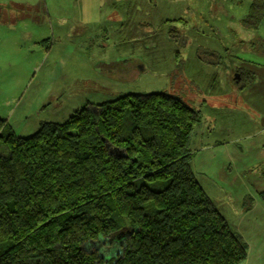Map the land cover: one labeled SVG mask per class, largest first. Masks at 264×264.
Listing matches in <instances>:
<instances>
[{
  "label": "trees",
  "instance_id": "1",
  "mask_svg": "<svg viewBox=\"0 0 264 264\" xmlns=\"http://www.w3.org/2000/svg\"><path fill=\"white\" fill-rule=\"evenodd\" d=\"M263 20L252 0L240 23ZM89 105L29 137L0 117V264H242L248 243L193 167L200 112L166 92ZM101 239L111 251L84 247Z\"/></svg>",
  "mask_w": 264,
  "mask_h": 264
},
{
  "label": "rangeland",
  "instance_id": "2",
  "mask_svg": "<svg viewBox=\"0 0 264 264\" xmlns=\"http://www.w3.org/2000/svg\"><path fill=\"white\" fill-rule=\"evenodd\" d=\"M251 4L252 0H0V117L16 135L29 137L42 121H66L88 103L93 107L126 93L166 92L200 112L194 148L238 136L241 132L232 124H220L231 114L217 115L214 110L226 108V89L239 91L234 82L238 68L255 70L258 82L249 91H256V100L264 89V49L259 40L264 27L260 35L257 29L249 32V41L238 24ZM208 49H216L218 60ZM222 68H234L228 80L217 70ZM239 95L236 92L233 115L243 110L244 96ZM248 113L245 107L239 114ZM217 116L219 122L214 121ZM110 244L101 239L84 247L95 251Z\"/></svg>",
  "mask_w": 264,
  "mask_h": 264
},
{
  "label": "crops",
  "instance_id": "3",
  "mask_svg": "<svg viewBox=\"0 0 264 264\" xmlns=\"http://www.w3.org/2000/svg\"><path fill=\"white\" fill-rule=\"evenodd\" d=\"M240 20L238 24L249 41V32L257 29L259 34L264 27V20L256 29L243 27ZM259 40L264 49V37L259 36ZM217 70L222 71L227 80L232 71ZM257 82L255 74L252 82L237 86L239 97L244 96V105L236 115L232 111L237 106L236 92L227 89L223 92L228 93L227 100L222 102L227 109L220 105L214 110L217 115L224 111L231 114L222 119L217 116L214 121L221 119L220 124L221 121L232 124L241 132L240 135L193 147V167L202 188L216 208L228 218L231 229L248 243L249 252L243 264H264V89L259 100H256V91H249ZM245 107L249 109L247 117L239 114ZM246 197L251 198L248 206L244 204Z\"/></svg>",
  "mask_w": 264,
  "mask_h": 264
},
{
  "label": "water",
  "instance_id": "4",
  "mask_svg": "<svg viewBox=\"0 0 264 264\" xmlns=\"http://www.w3.org/2000/svg\"><path fill=\"white\" fill-rule=\"evenodd\" d=\"M237 79H239V74L238 73H236V75L234 77V80H237ZM107 145L112 150L113 153L118 154V155L121 153V151L118 150V148H116L115 146L111 145L110 143H107Z\"/></svg>",
  "mask_w": 264,
  "mask_h": 264
},
{
  "label": "flooded vegetation",
  "instance_id": "5",
  "mask_svg": "<svg viewBox=\"0 0 264 264\" xmlns=\"http://www.w3.org/2000/svg\"><path fill=\"white\" fill-rule=\"evenodd\" d=\"M137 68L138 69H140V70H142L143 68H142V65H137ZM236 73H238V72H236ZM239 74V77H240V80L239 81H237V80H234V82L237 84V86H240V85H242V83H241V74L240 73H238ZM237 81V82H236ZM123 237V235L121 234V235H119V236H117V238L118 239H120V238H122Z\"/></svg>",
  "mask_w": 264,
  "mask_h": 264
}]
</instances>
